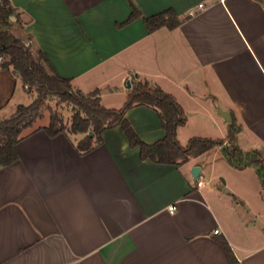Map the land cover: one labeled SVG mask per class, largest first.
Returning <instances> with one entry per match:
<instances>
[{
	"label": "crops",
	"instance_id": "obj_1",
	"mask_svg": "<svg viewBox=\"0 0 264 264\" xmlns=\"http://www.w3.org/2000/svg\"><path fill=\"white\" fill-rule=\"evenodd\" d=\"M10 1L12 33L76 89L99 90L105 108L125 105L135 76L182 106L183 146L208 130L226 139L230 123L216 114L223 107L239 135L250 133L249 150L264 156V0H131L143 17L129 23L130 0ZM200 4L205 10L186 19ZM167 10L183 23L150 33L144 18ZM24 92L20 76L0 67V117L23 105ZM126 116L145 143L165 137L154 109ZM35 129L16 146L18 161L0 165V264H264V191L254 168L223 197L193 178L194 157L142 160L120 127L86 154L76 146L82 135Z\"/></svg>",
	"mask_w": 264,
	"mask_h": 264
},
{
	"label": "trees",
	"instance_id": "obj_2",
	"mask_svg": "<svg viewBox=\"0 0 264 264\" xmlns=\"http://www.w3.org/2000/svg\"><path fill=\"white\" fill-rule=\"evenodd\" d=\"M130 4L133 11L128 23L143 17L136 4L131 0ZM17 18L11 1L0 0V57H9V60L0 67L19 75L24 86L31 90L35 89L39 97L29 106L19 105L10 118L0 120V165L10 166L18 161L16 146L24 138V132L33 128L40 118L43 99L51 96L74 107L71 125L67 127L58 115L52 114L47 126L34 131L42 129L50 137L61 133L82 135L84 137L76 145L82 154L89 153L101 145L105 131L120 127L130 147L140 149L142 160L159 164L181 165L188 162L191 157L221 148L227 161L235 169L254 168L264 191V156L259 151L244 152L239 147L238 135L241 127L234 116L233 122L229 124L226 139L193 137L186 146H183L178 140V130L187 124L188 117L172 95L134 76L133 87L129 91L125 105L121 109L105 108L101 103L99 90L85 94L76 89L71 79L63 78L56 72L42 50H38L34 55L30 46L15 37L11 26L13 19ZM188 18L187 15L186 19ZM144 22L148 31L153 33L161 28L174 30L183 23V20L173 10H167L152 17H145ZM141 105L158 113L166 132L163 139L151 145L140 138L126 116L128 110ZM227 250L230 252L228 245ZM233 259L234 264H237L234 257Z\"/></svg>",
	"mask_w": 264,
	"mask_h": 264
},
{
	"label": "rangeland",
	"instance_id": "obj_3",
	"mask_svg": "<svg viewBox=\"0 0 264 264\" xmlns=\"http://www.w3.org/2000/svg\"><path fill=\"white\" fill-rule=\"evenodd\" d=\"M11 30L12 32H15V33L17 31L19 32L18 28L14 25L11 26ZM8 60H9V57H0V66L4 64L5 62H7ZM19 88L21 89L22 87L19 85ZM24 89H25V92H24V96L21 102L23 105L29 106L39 96H38V93L35 91V89L31 90L29 89L28 86L26 87L24 86ZM219 109L223 110L224 108L223 107L216 108V114L218 118L220 116ZM52 114L58 115L59 118L63 121V123L67 127H70L72 118L74 116V107L68 103L61 102V100L57 97H51V96L46 97L45 99H43V105L40 109V115H41L40 118L37 120L33 128L26 130L24 133L29 132L39 126L48 125ZM12 115L10 114L9 118ZM3 119H6V118L0 117V120H3ZM196 124L197 123L194 120H192L191 127L196 126ZM217 131L213 132L211 130H208V132H201V133H205L206 135L203 134V135H196V136L211 137V139H223L226 137V133L221 134L220 132H217ZM249 134L250 133L248 134L246 133L245 135H238L239 136L238 145L244 152L251 151L249 150V147L251 144L250 141L252 142V139ZM187 141H188V138H183L182 144L185 145ZM194 158H195L194 162L197 163V166L195 167H199L202 172L201 177L199 179L204 183V187H205L204 190L206 192L211 191L214 194H217L219 196L221 195L225 197L226 195H228L231 185H239L241 178L245 176L246 174V173L244 174L242 170H237L234 167H232L227 161L223 151L221 150H217V149L210 150V151H207L204 155H201L199 157L197 156ZM257 178H258L257 180H260L259 177Z\"/></svg>",
	"mask_w": 264,
	"mask_h": 264
},
{
	"label": "water",
	"instance_id": "obj_4",
	"mask_svg": "<svg viewBox=\"0 0 264 264\" xmlns=\"http://www.w3.org/2000/svg\"><path fill=\"white\" fill-rule=\"evenodd\" d=\"M16 19H13V22H15ZM131 87V84L128 83V88ZM219 113L220 115L225 119V121L227 123H232L233 122V117H232V114L229 113V112H226V111H223L222 109H219ZM192 176L195 180H198L200 178V175H201V169L199 167H194L192 168Z\"/></svg>",
	"mask_w": 264,
	"mask_h": 264
},
{
	"label": "built area",
	"instance_id": "obj_5",
	"mask_svg": "<svg viewBox=\"0 0 264 264\" xmlns=\"http://www.w3.org/2000/svg\"><path fill=\"white\" fill-rule=\"evenodd\" d=\"M204 10H205L204 5L200 4L197 8L190 10L189 13H188V16L189 17H194L195 15H197L198 13H200V12H202ZM174 211H175V208H171V212H174ZM215 233L218 234L219 231L217 230Z\"/></svg>",
	"mask_w": 264,
	"mask_h": 264
}]
</instances>
